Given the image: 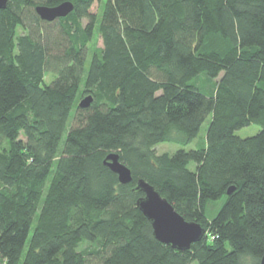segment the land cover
<instances>
[{"label": "trees", "instance_id": "obj_1", "mask_svg": "<svg viewBox=\"0 0 264 264\" xmlns=\"http://www.w3.org/2000/svg\"><path fill=\"white\" fill-rule=\"evenodd\" d=\"M64 1L73 9L53 21L35 11ZM95 1L0 9V264H262L264 0H105L97 13ZM208 116L196 148L157 153ZM110 152L129 183L103 164ZM139 179L202 239L158 241Z\"/></svg>", "mask_w": 264, "mask_h": 264}, {"label": "water", "instance_id": "obj_2", "mask_svg": "<svg viewBox=\"0 0 264 264\" xmlns=\"http://www.w3.org/2000/svg\"><path fill=\"white\" fill-rule=\"evenodd\" d=\"M7 2L8 0H0V9H4ZM72 9L73 4L70 1H64L55 6H35L36 13L46 21L64 17ZM91 102L92 96L87 95L79 101L78 106L88 107ZM103 164L117 175L120 183L126 184L132 180L130 169L119 160L117 153H108L103 159ZM134 190L142 192V196L136 200V205L150 222L153 236L158 241L170 245L174 249L186 250L192 243L202 239L205 234L202 224L185 220L152 185L139 179L136 181ZM231 190L232 188H228L227 194ZM261 263L264 264V256Z\"/></svg>", "mask_w": 264, "mask_h": 264}, {"label": "rangeland", "instance_id": "obj_3", "mask_svg": "<svg viewBox=\"0 0 264 264\" xmlns=\"http://www.w3.org/2000/svg\"><path fill=\"white\" fill-rule=\"evenodd\" d=\"M103 1H105V0L95 1L91 6V11L97 13L99 11L100 5ZM85 21L86 20L83 19V23ZM18 32H21V29ZM100 45H101V40L97 34L94 36L92 42L90 43V49L94 46H100ZM44 79L47 83H49L51 81V76L49 74H46ZM209 121H210V116H208L205 119V121L202 123V125L200 127L198 135L189 144L180 145V144L171 143V142L159 143L155 146L157 153H162V152L174 153L175 151H177L180 148H183L186 150L196 148L199 141L205 136V131H206V128H207ZM259 129H260L259 125L250 124L249 126L243 127L239 130H236L235 134L240 136V137H248V136H252V135L256 134L259 131ZM64 136H65V134H64ZM224 200H225V197L222 196L221 198L207 201V203L205 205V218L208 220H211L215 216V214L217 213V211L219 210L221 205L223 204ZM86 246H87V243H82L81 246L79 247V249H83ZM192 264H194V263H192Z\"/></svg>", "mask_w": 264, "mask_h": 264}]
</instances>
